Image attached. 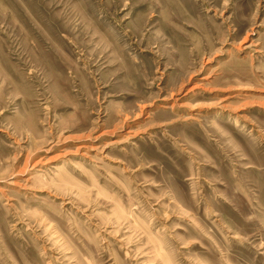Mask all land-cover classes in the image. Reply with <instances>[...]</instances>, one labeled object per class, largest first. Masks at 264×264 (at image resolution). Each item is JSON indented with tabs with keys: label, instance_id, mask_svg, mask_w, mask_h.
I'll list each match as a JSON object with an SVG mask.
<instances>
[{
	"label": "rangeland",
	"instance_id": "374dc122",
	"mask_svg": "<svg viewBox=\"0 0 264 264\" xmlns=\"http://www.w3.org/2000/svg\"><path fill=\"white\" fill-rule=\"evenodd\" d=\"M0 264H264V0H0Z\"/></svg>",
	"mask_w": 264,
	"mask_h": 264
}]
</instances>
